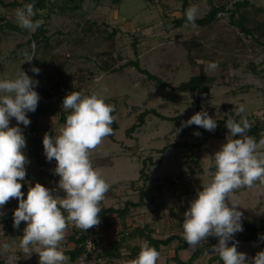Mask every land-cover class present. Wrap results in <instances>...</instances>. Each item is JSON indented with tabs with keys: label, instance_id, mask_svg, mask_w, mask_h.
<instances>
[{
	"label": "rangeland",
	"instance_id": "rangeland-1",
	"mask_svg": "<svg viewBox=\"0 0 264 264\" xmlns=\"http://www.w3.org/2000/svg\"><path fill=\"white\" fill-rule=\"evenodd\" d=\"M3 1L7 6H0V80L13 79L22 70L38 80L35 90L41 97L36 111L27 113L31 120L30 125L27 127L19 125L26 137L27 147L24 149V154L30 161L26 165L25 181L22 182L25 198L28 187L34 186L40 178L51 184L45 187L54 189L56 186L53 181L49 182L55 176L53 170L56 162L46 160L42 139L46 132L50 135L57 134L56 131L64 124L68 113L62 109L63 98L71 91H80L84 94L96 92L97 84L105 73L111 74V78L109 76L108 78L116 81L119 90L130 94V99L104 98L106 103L116 107L122 105V110L128 107L123 103L126 101L132 105L147 102L149 107H155L162 114H174L176 107L184 117L190 118L197 113V109L192 104V100L197 99V94L180 92L176 88L193 76L205 75L210 78L213 89L202 106L211 113V117L218 121L225 117L240 116L237 115V108L243 104L245 112L242 115L247 117L250 125L264 126V0H188L186 10L190 6L197 7V18L205 17L212 6L226 8V12L219 13L213 23L203 27L196 25L193 27L191 24H186L184 27L175 26L174 20L182 16L183 0H123L118 5L113 0H83L78 7V4L74 5L66 0H50L48 8L40 11V21L45 34L38 29L30 32L17 25L15 11L21 6H11V3L23 0ZM237 3H244L245 6L237 11ZM110 10L112 15L114 12L131 20L133 25L131 27L135 31L139 29V34L146 33L145 14L152 13L156 21L149 23L153 26L152 32L154 30L155 32L147 41L148 54L144 53L143 48L142 52H137L136 55L134 45L139 46L144 41L143 37H135V33L130 32L126 27H123L126 29L125 32L122 28H115L121 25L116 21L119 16L110 20L106 15ZM233 13L234 21L242 20L244 26L253 32V36L246 34L231 22ZM159 21L177 29L172 38L176 43L172 47H167L170 42L166 40L165 35L170 33V30L166 31V25L163 27V23ZM124 24L122 23L123 26ZM114 30L117 32L114 33ZM158 31H161L160 34ZM36 33L40 34L38 40L33 38ZM153 39H157L158 48L153 47ZM168 54H176L179 70L173 69L167 73L163 71L165 68L160 60L157 63L159 56ZM27 56H34L31 62L26 61ZM130 60H139L142 69L149 70L159 77H166L176 87L170 85L164 88L149 80L135 67L126 66ZM210 62L217 65L214 70L209 68ZM33 66L40 69L39 75L31 71ZM134 78L139 88L131 87L129 82ZM148 83L150 87L153 85L151 95H147L146 92ZM131 110H128L130 115H132ZM131 120L132 117L124 118L119 124L117 138L120 141L125 140L126 135L129 134V132L125 133V130L127 126L132 125ZM169 121L171 120L153 116L149 121L145 119L144 124L139 125L137 129L130 131L128 136H131V133L136 134L141 145L135 146V142L128 144L135 147L129 153L132 157L131 166L127 163H122L120 166L123 169L120 173L126 176L119 177L116 171L111 176L134 181L121 183L120 186L115 187V192L114 189L111 190L112 195L109 194V190L100 207L105 205L104 201H108L107 205L115 209L122 208L128 201L138 202L141 187L146 191L142 206L147 204L141 212L135 213L137 211L133 209L134 213L131 214L133 211L129 213L130 224H126V220L123 221L114 215L108 217V220L100 218L101 223L97 226V230L101 238L97 240V249L88 264H126L127 261L132 260L126 244L123 247V255L117 261L108 260L103 254L114 243L120 241L123 233L128 236L134 224L144 227L151 225L154 220L162 223V220L166 221L169 218L170 222L166 221V226L162 229L164 232L159 234L151 228L152 234L169 236L174 231H183L181 230L183 214L189 202L195 198L196 192L211 179V176L205 173V169L209 172L214 171L212 156L219 150V146L226 142L229 130L226 128L224 141L211 138L206 145L196 148L194 155L189 156V151H182L186 153L185 156L177 155L176 158L184 168L172 172L171 176H164L161 182L165 183L163 185L159 182L160 178H152L151 174L153 177L163 175L160 168L164 167H160V164L152 167L154 162H147L148 158L142 159L147 157L146 152L151 151L146 147L148 142L145 140L141 142L142 139L152 134L154 140L155 137L159 140L153 141L154 147L159 148L167 143L162 150L156 148L159 154L155 153L157 155L154 158L160 161L164 158L165 150L173 146L177 147L176 144H194L201 138L200 135H194L195 132H199L194 125L182 128V124ZM16 125L17 122L12 118L10 126ZM177 129L181 130L177 132ZM191 129L193 132H190ZM108 139L106 137L104 141ZM171 139H174L176 144H169ZM102 149L104 150V147ZM113 152H117L116 149ZM170 154L173 156L171 149ZM144 161L145 175L150 178L147 183L142 181L140 173ZM167 177H174L180 181L172 185L166 183ZM257 184L252 189H239L237 192L246 190L236 196L239 203L238 210L243 213L242 219L259 224L264 219V185L258 182ZM57 193L61 196L63 194L55 192ZM17 207L18 200H10L0 209L3 212L0 220L8 215L13 221V212ZM3 223L0 221V225H4ZM24 224L25 222H21V225ZM67 230L70 231V236L74 234V229ZM19 232L20 229H17V233ZM136 239L145 240L144 237ZM260 242L264 240L260 239ZM164 251L166 252L157 264H171L169 250ZM248 257L253 256L248 253ZM100 258L102 261H98ZM208 263L207 258L202 260V264Z\"/></svg>",
	"mask_w": 264,
	"mask_h": 264
},
{
	"label": "clouds",
	"instance_id": "clouds-1",
	"mask_svg": "<svg viewBox=\"0 0 264 264\" xmlns=\"http://www.w3.org/2000/svg\"><path fill=\"white\" fill-rule=\"evenodd\" d=\"M35 16L33 3H25L15 11L17 25L30 32L42 24L33 19ZM185 16L195 27L198 8L190 6ZM33 57L27 56L26 61L31 62ZM216 67L215 63H209L211 70ZM31 71L36 75L40 73L35 66ZM38 83L22 70L13 79L0 80V209L10 200H18V207L13 212V227L19 229L21 222H25L19 241L25 256L30 257L35 252L39 264H70L71 257L62 248L69 224L87 231L101 223L100 205L110 185L93 166L90 157L106 137L114 134L111 125L116 119L113 115L115 106L106 103L96 92L71 91L65 95L62 109L68 114L64 124L58 134L46 132L42 139L46 160L56 162L53 171L59 177L57 188L49 189L37 182L28 187L25 198L22 182L30 161L24 154L26 137L19 125L27 127L31 123L27 113H34L41 99L35 90ZM244 112L245 106L241 104L237 108L240 120L229 118L225 121L229 131L226 142L212 156L214 171L205 169L211 179L196 192L183 214L182 236L188 247L195 250L207 238L215 237L218 243L211 251L223 264H264V250L248 257L238 251L239 242L234 240L235 234L243 231V213L238 210L237 191L252 189L257 182L264 185V136L257 142L247 134L251 125L242 115ZM12 118L17 122L16 126H10ZM191 125L209 132L218 126L217 120L204 110L182 121V128ZM0 215H3L2 211ZM260 239L264 240V236ZM9 251L8 243L0 245V255ZM159 258L160 252L145 243L136 258L126 264H157ZM18 260L17 255L10 254L6 264H17Z\"/></svg>",
	"mask_w": 264,
	"mask_h": 264
},
{
	"label": "crops",
	"instance_id": "crops-1",
	"mask_svg": "<svg viewBox=\"0 0 264 264\" xmlns=\"http://www.w3.org/2000/svg\"><path fill=\"white\" fill-rule=\"evenodd\" d=\"M115 3H117L116 5L118 4H121L123 2V0H113ZM100 7V6H99ZM108 13H106V15L109 16V19L111 20H114L116 18V16H119L118 18H116L117 22L120 23L119 27H115V28H122L123 27H126L128 28V30L130 32H134L135 33V37H143L142 39L144 40L143 42H141L138 46L137 44V52H142L143 48H144V53L145 54H148V46H147V41L149 40V36H153L154 35V32L155 30L152 32L151 28H153V26L150 25L149 21H156V18L152 15V13L148 12L147 14H145V23L147 26L145 27V34H139V29H137L136 31L134 30V28L131 27L132 23L126 19V17H123L121 16L120 14L117 15L116 13L113 12V15H112V11H107ZM147 16V17H146ZM122 23H125L123 26ZM159 23H163V27L166 25V31L167 30H170V33H166V40L168 42H170L168 44L167 47H172L173 45H175L176 42H174V40H172L173 38V34L174 32H176V28H171L168 24H165L163 21H159ZM168 25V26H167ZM133 26V25H132ZM186 26V25H185ZM184 27V26H183ZM130 28V29H129ZM126 29H123L122 31L125 32ZM161 31H158V34H160ZM120 33V32H119ZM156 40L157 39H153V47L154 48H158V44H156ZM152 47V48H153ZM139 48V49H138ZM153 51V50H152ZM158 51H156L157 53ZM155 53V55H156ZM177 56L176 54L173 55V54H168V55H163L162 57L159 56V58L156 60L157 63H159V60L160 62L162 63V66L165 68L163 71H166L167 73L171 72V70H179V67L177 66ZM151 61V60H150ZM148 62V61H146ZM140 63V61H139ZM161 68V67H160ZM149 71V70H148ZM150 72V71H149ZM154 74V73H153ZM111 74H107L105 73L104 76L102 77V79L99 81V84H97V89H96V93L103 96L104 98H116L118 97V99H123V98H129L130 99V94L127 92V91H122V90H119L118 87H117V84H116V81H114L113 79H110ZM155 75V74H154ZM108 76L110 78H108ZM158 76V75H156ZM159 77V76H158ZM162 80H164L165 82L169 83L171 85V87H176L174 85H172L170 82H169V79L167 80L166 77H160ZM136 81V78H134V80H130V85L131 87H136V88H139L137 83L135 82ZM152 81V80H151ZM154 82V81H153ZM153 87V85H152ZM149 86V83L146 85V92H147V95H149L150 93H152L153 91V88ZM149 88L151 90H149ZM213 89V86L210 90V93L204 97V99L202 100V104L204 102V100L209 96L211 95V91ZM143 90V89H142ZM171 90V89H170ZM145 92V93H146ZM190 94H197V92H188ZM150 94V95H151ZM146 95V97H148ZM195 101L194 99L192 100V102ZM128 102V103H127ZM171 102V101H169ZM125 105H128L127 109L126 108H123L122 110V105H120V107H116L115 106V111L113 112V115L116 117L115 119V122L117 123V129L114 130V134H113V137H110L108 136V140L106 141H103L102 144L96 149L94 150L92 153H91V161H92V164L95 168H98L101 173H105L103 174V176L107 175L108 177H105L106 181L109 183L110 185V193H111V190L114 189V192H115V187L117 186H120L121 183H128V182H133L134 180H128V179H125L123 180L122 178H114L112 177L111 175L113 174V172L116 171V173H118L119 177H123V176H126V174H121L120 171H122L123 169L120 167L122 165V163H127L128 165L131 166V161L130 159L132 157H130V154L131 151L133 150V148L136 146V144H140V141H139V137L136 135V134H133L131 133L132 135L131 136H128L130 135V128H132L133 125H135L136 123H138V115L147 110V109H155L157 110L155 107H149L147 102H144L143 104H136V105H132L129 101H126V102H123ZM109 104V103H108ZM143 105V106H142ZM204 108V107H203ZM129 109H132L131 110V113L132 115H130V112L128 111ZM141 111H140V110ZM139 110V111H138ZM205 110V109H204ZM138 111V112H136ZM158 111V110H157ZM205 111H208V110H205ZM159 112V111H158ZM160 113V112H159ZM162 114V113H160ZM166 117H177V116H181V117H184L180 112H179V109H174V114H171V115H165V114H162ZM154 115L153 114H149L147 117H146V121L153 117ZM128 117H132V125H130L129 127L127 126L126 130H125V133L129 132L128 135H126V138L125 140L123 141H120L118 138H117V133H118V129L120 127V123L122 121V119H127ZM136 118V119H135ZM187 118V117H186ZM182 121H185L184 119H179L176 121H169V122H172V123H176L178 125L182 124ZM41 125V124H40ZM196 127V126H194ZM141 132V131H140ZM138 132V133H140ZM190 132H193V129H191ZM56 133L58 134V131H56ZM154 136L151 134L150 136L148 135L147 138L145 139H142L141 142H144L147 141L148 142V146H146L147 148H150L151 151L149 152H146L147 153V157H144L142 158L143 160L146 158L147 159V162H151V159L152 161L155 163L152 167H155V165H158L160 164L159 166L160 167H164V168H160L162 171H163V175L161 176H157L153 177V175L151 174L152 178H160L159 182L161 184V182L164 180V176H171L170 174L172 172H175V171H180L181 168H184L182 165V163H180V160H178L176 157L177 155H179V157L181 156H185L186 153H182L183 152H186V151H189V148H186V147H175L173 146V148H170L173 152V156L170 154V149H167L165 150V154H164V158L159 161L158 158H154L157 154L155 153H158L157 151L158 150H162L165 148V145H167V143L159 148H157L158 146L154 147L153 145V141H159L158 138L155 137V140L153 138ZM212 139H219L221 141H224L225 140V136L224 138H212ZM174 139H171L168 143L169 144H176V141ZM135 142V146H129L128 144L129 143H133ZM38 143V141H37ZM36 143V144H37ZM152 144V145H151ZM191 144V143H190ZM207 144V143H206ZM205 144V145H206ZM141 145V144H140ZM102 147H104V150L102 149ZM179 147V148H178ZM144 148V147H143ZM156 148L158 150H156ZM177 148V149H176ZM220 148V146H219ZM114 149H116L117 152H113ZM206 149H207V146H206ZM149 150V149H148ZM177 152V153H176ZM194 152H196V148L193 150V155L195 154ZM113 154V155H112ZM159 154V153H158ZM135 160V158H134ZM157 160L159 162H157ZM143 165V164H142ZM152 169V168H151ZM169 169V170H168ZM58 177V176H57ZM167 178H171V177H167ZM58 180H59V177L56 178V175L54 176V178L50 179L49 182H52L55 183V188H57V183H58ZM39 183H41L42 185L44 186H48V185H51L50 183L47 184L46 181H44L42 178H40V180H38ZM45 183H44V182ZM154 182V181H152ZM258 185V184H257ZM49 187V186H48ZM160 187V186H159ZM163 187V186H162ZM170 188V187H169ZM246 189H243L239 192L236 193V195L242 191H244ZM61 193V192H60ZM55 194V193H54ZM58 194V193H57ZM63 195V194H62ZM108 201H104V206H102L101 208H110L108 205H107ZM147 204V203H146ZM146 204L144 206H141V207H137V208H131L129 213L131 211V214L134 213V210L135 209L137 212L135 213H138V212H141V210L146 206ZM155 205H156V202H155ZM129 213L126 215L125 219L123 221L126 222V224H130L128 221H129ZM114 215L115 217H118L117 214H108V215H105V216H101L100 218L101 219H107L108 220V217ZM120 218V217H118ZM121 219V218H120ZM131 220V219H130ZM244 220V219H243ZM0 221H3L4 225H0V245H2L3 243H8L10 245V251L9 253L5 254V255H0V262L1 264H6V259H7V255H10V254H15L19 257V260L17 261V264H39V256L37 253L33 252V254L30 256V257H27L25 256V254L21 251V249L19 248V241H20V237L23 235V228L26 226L25 224L24 225H20V232L17 233V229L13 227V221L11 219L10 216L6 215L2 218V220ZM168 223L170 222L169 218H167L166 220ZM166 221L162 220V223H159L157 222L156 220L153 221V223L150 226V228L154 229L157 233H162L164 232V230H162L165 226H166ZM246 221V220H245ZM11 222V223H9ZM248 222V221H247ZM250 223H256V222H250ZM132 224V223H131ZM129 226V225H128ZM138 225L134 224L133 227H137ZM130 227V226H129ZM133 227L131 229H133ZM182 230V228H181ZM182 232L183 231H174V233H171V235H174V234H177V235H180L182 236ZM163 235V234H162ZM171 235L169 236H158V235H154L153 234V237L157 238V239H164L166 237H170ZM261 235L264 236V234H259L257 236V238L251 242H242V241H238V245H237V248H238V251H241V252H244L248 255V253H250V256H255V254L258 252V251H261L264 249V245L262 246L261 244L264 242H260V237ZM183 237V236H182ZM137 237H133V238H129L125 243L126 245H129L131 244L132 246H136V245H140L142 246L143 244L147 243L148 242L146 240H141V239H136ZM212 237H209L207 238V240H205L203 242V244H205L207 241H209V239H211ZM68 241V242H67ZM129 243V244H128ZM180 241L179 240H174L172 241V243H170L168 246H164L161 248V251H160V258L163 256V253L166 252L164 250H169V257H170V261H171V264H176L173 260L175 254H176V248L180 245ZM202 243L198 246H202L203 245ZM130 245V246H131ZM249 245V246H248ZM68 246V248H66ZM64 252L66 251H70V250H73L75 247H76V244L73 240L70 239V231L67 230L66 232V236H65V239L64 241L62 242V248H64ZM197 247V248H198ZM196 248V249H197ZM123 249L124 248H121V253L123 255ZM195 249V250H196ZM127 251V249H125ZM189 247H187L186 249H183V250H180L179 251V257L182 261L184 262H187L191 256L193 255V252L195 251ZM67 255V254H66ZM70 256V255H68ZM159 258V259H160ZM207 258V262H209L208 264H222V262L220 261L219 257L217 254L213 253L212 251H209L205 254H203L202 256H200L195 262L194 264H202V260ZM117 259H120V258H117ZM117 259H114V261H117ZM102 261L101 258L98 259V261ZM72 262V261H71Z\"/></svg>",
	"mask_w": 264,
	"mask_h": 264
},
{
	"label": "trees",
	"instance_id": "trees-1",
	"mask_svg": "<svg viewBox=\"0 0 264 264\" xmlns=\"http://www.w3.org/2000/svg\"><path fill=\"white\" fill-rule=\"evenodd\" d=\"M49 1L50 0H23L22 2L21 1H14V3H11L12 4L11 6H21L22 7L25 3H33L35 6V11H36V16L33 19L34 20H40V18H41L40 11L46 10L48 8ZM66 1L70 2L74 5L78 4L77 5V7H78V6H80V4L82 3L83 0H66ZM236 5H237V8H236L237 11H239L240 8L245 6L244 3H237ZM0 6H7V5L4 3L3 0H0ZM187 6H188V0H183L182 16L178 17L174 20V24L176 27H183L186 24H190L187 22V19L185 16ZM221 12H226V8L225 7L212 6V9L210 10V12L205 17L197 18L195 20V25L201 26V27L208 26L215 21L217 15ZM232 15L233 16H232L231 22L233 24L239 26L241 28V30L243 32H245L246 34L252 35L253 32L244 26L243 21L242 20L234 21L235 15H234V13ZM43 28L44 27L41 24V27L38 28V31H40L42 34H45ZM113 32L115 33L117 31L114 30ZM39 36H40V34L36 33L33 38L38 40ZM134 47H135V51H136V55H137L136 45H134ZM126 66L135 67L139 72L145 74L149 80L154 81L156 84H158L164 88L170 87V84L165 82L164 80H162L160 77L150 73L149 71H147L145 69H142L140 66L139 60H135V61L130 60L126 64ZM212 86H213V84H211V80L209 77H207L205 75H203V76L197 75V76H193L189 81L181 83L176 88V90H178L180 92H184V93H186V92H197V99L195 101H193L192 104L197 109V112H199L201 110H204V108L202 106V100L204 99L205 96H207L210 93ZM207 112H208L209 116H211V113L209 111H207ZM149 114H153L154 116H156L158 118H161L164 120H171V121H176L179 119H184L186 121L189 119V118L181 117V116L169 118V117H166V116L160 114L155 109H147L138 115V123L133 125L132 128H130L129 130L130 131L135 130L138 128L139 125L144 124L145 119ZM229 118H233V119L239 121L241 117L240 116H232V117H225L223 119H219L217 121V124H218L217 128L212 132H209V131L201 128V127L194 125L198 128V130L200 132L201 138H200L199 142L194 143V144L184 143V144H176V145L179 147L189 148V156H192L193 150L195 148L203 147L211 138H224L225 133H226L225 121ZM111 127L113 128V130H116L118 127L117 123L114 121L113 124L111 125ZM263 132H264V126L256 124L254 126H251V128L247 134L249 136L254 137L258 142L261 139V137L264 136ZM110 136L113 137V135H110ZM151 163H153L152 159H151ZM143 164H144V166L140 171L141 178H142L143 182L147 183V181L150 178L147 175H145L146 162L144 161ZM167 182L171 183L172 185L176 184L174 177L168 178L166 183ZM161 184L164 185L165 183H161ZM163 185H161V186H163ZM145 195H146V191L143 189V187H141L140 201H138V202L128 201L125 203V205L122 208H119V209H115L113 207L101 208L102 211L99 215L101 217V216H105L108 214H114L115 213L118 215V217H120L122 220H124L131 208H137V207H141L143 205ZM241 222H242L243 231L235 234V236H234L235 241L251 242V241L255 240L259 234L264 233V219H262L259 224L250 223V222L244 221L243 219ZM152 232H153V230L147 225H145L144 227L137 226L134 229H132V231L130 233H128V236H126L123 233L121 235L120 241L114 243L110 249H107L105 251V253L103 254V256L105 258H107L108 260H114V259L120 258L122 256L121 248L124 247V245L126 244L125 242L129 238H133V237L134 238L135 237H142V238L144 237L145 240L149 243V245L155 247L159 252L161 251L162 247L168 246L174 240H179L181 243L176 248V251H175L176 254H175L174 259H173L174 262L176 264H194V262L200 256L211 251L212 246L216 245L218 243L217 238L212 237L205 244L198 247L193 252V255L191 256V258L187 262H184L180 259L179 254H178L180 250L186 249L188 247L187 243L184 241L182 236L174 234V235H171L170 237H168L166 239H157V238L153 237ZM70 239L75 242L76 247L73 250L66 251L65 254L70 255L71 261H75L84 251V248L81 246V244L83 243V238H77L75 236V233H74L70 236ZM141 247L142 246H140V245H136V246H132V247L130 245H127V248L130 251V256L132 259L136 258ZM0 264H1V262H0ZM222 264H223V262H222Z\"/></svg>",
	"mask_w": 264,
	"mask_h": 264
},
{
	"label": "built area",
	"instance_id": "built-area-1",
	"mask_svg": "<svg viewBox=\"0 0 264 264\" xmlns=\"http://www.w3.org/2000/svg\"><path fill=\"white\" fill-rule=\"evenodd\" d=\"M178 184V179H174ZM66 215V213H65ZM68 228L74 229V233L77 238H83V243L81 246L84 248L83 253L75 260L70 262V264H88L91 259H93L94 253L97 249V240L101 238V234L97 230V226L87 231L79 230L74 225L69 224ZM99 233V234H98Z\"/></svg>",
	"mask_w": 264,
	"mask_h": 264
}]
</instances>
